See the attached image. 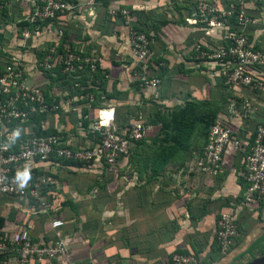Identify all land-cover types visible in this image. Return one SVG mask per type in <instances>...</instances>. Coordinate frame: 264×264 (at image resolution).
Here are the masks:
<instances>
[{
	"label": "built area",
	"instance_id": "built-area-1",
	"mask_svg": "<svg viewBox=\"0 0 264 264\" xmlns=\"http://www.w3.org/2000/svg\"><path fill=\"white\" fill-rule=\"evenodd\" d=\"M17 1L27 5L26 12L0 23V217L4 219L0 264H76L58 232L65 220L64 214H56L61 202L60 171L113 169L144 139L148 128L139 118L116 119L113 107L105 103L92 107L93 91L100 84V57L71 47L60 31L43 43L35 42L45 27L59 24L75 9L76 0H0V22L3 8ZM247 2L196 0L188 13L191 25L214 38L194 40L192 51L210 66V75L225 97L223 109L208 126L204 144L193 157L191 170L215 177L226 155L239 154L238 176L244 183L240 204L244 207L264 201V101L252 98L264 91V52L249 39L255 20L247 13ZM107 15L119 18L124 26L138 88L157 97L151 38L135 28L132 11L109 8ZM21 20L28 25H16ZM60 162L81 167L66 168ZM11 210L44 216L53 236L33 237L28 223L7 219ZM239 234L233 210L220 213L213 234L219 259L229 254ZM164 264L218 262L200 263L190 253L173 251Z\"/></svg>",
	"mask_w": 264,
	"mask_h": 264
},
{
	"label": "crops",
	"instance_id": "crops-1",
	"mask_svg": "<svg viewBox=\"0 0 264 264\" xmlns=\"http://www.w3.org/2000/svg\"><path fill=\"white\" fill-rule=\"evenodd\" d=\"M194 1L76 0L75 9L59 24L45 27L35 42L43 43L60 31L71 47L100 57L104 90L98 92V101L113 107L120 121L141 119L148 128L143 139L147 142L159 127L149 123L154 117L150 107L159 113L170 112L190 98L215 101L221 106L219 111L223 109L224 94L216 78L210 75V66L196 59L192 51L194 40L214 39L203 36L188 21ZM7 7V21L21 17L27 9L19 1ZM116 7L132 11L134 24L145 29L151 38L152 60L161 63L155 66L157 97L133 86L134 69L124 26L119 18L107 15V9ZM246 9L255 20L249 39L264 52V2L250 0ZM252 98L263 102L264 91ZM261 121L264 122V113ZM195 154L176 156L154 179H149V171L142 173L128 166V157L108 170L62 169L57 179L61 188L58 194L61 202L74 203L76 211L73 213L67 204L61 207L59 203L56 211L64 214L65 220L58 232L66 240L74 262L164 264L173 251L190 253L200 263L215 260L218 264H247L263 256L264 201L247 207L240 204L244 188L238 176L240 155H226L217 175L206 177L191 170ZM103 183L104 191H99L97 186ZM100 195L105 199L99 200ZM230 208L240 234L229 254L219 259L213 237L215 220ZM13 213L12 220L17 224L26 222L31 226L33 237L53 236L44 216L16 210ZM105 232L112 242L97 247ZM92 240L93 247L86 251L84 244Z\"/></svg>",
	"mask_w": 264,
	"mask_h": 264
},
{
	"label": "trees",
	"instance_id": "trees-1",
	"mask_svg": "<svg viewBox=\"0 0 264 264\" xmlns=\"http://www.w3.org/2000/svg\"><path fill=\"white\" fill-rule=\"evenodd\" d=\"M71 0H68L70 2ZM98 2L99 0H95ZM104 2V1H102ZM106 2L103 3V6H106ZM7 8L4 7L1 12V22L3 24L7 23V15L6 10ZM2 24V25H3ZM47 22H42L40 25L44 26ZM19 27L27 26L28 24L25 21H18L17 24ZM135 28L139 29L147 36L148 33L145 29L141 27H137L134 24ZM1 33H0V42H1ZM150 37V36H149ZM64 39V38H63ZM256 48V47H255ZM257 49V48H256ZM159 61H153V66H158ZM156 75V71H153ZM158 74V72H157ZM100 84L98 89L93 91L94 95V102L91 104L93 108L99 106V104H104L101 101L99 102L101 90H104V81L103 76L99 73L98 75ZM133 86L135 89H139L137 86V82L134 81ZM140 90V89H139ZM107 98H110L108 95H104ZM104 100V98H103ZM225 101L224 96H222V102ZM221 108L220 104H217L215 101H208V100H194L188 98L183 102L180 107L172 109L167 115H163L159 113V111L154 112V117L149 121L151 124H159V134L161 137L158 140V136L153 138L150 143L156 145L157 148L154 151L152 157L148 155L144 160V169L145 171H149V179H154L165 167V165L173 160L176 156L180 155L183 156H191L192 153L198 154L204 144V140L206 137L208 126L213 123L215 116L219 109ZM82 114L86 113L85 109H82ZM263 114L261 115V117ZM122 120V122L126 121ZM86 120H83V126H86ZM264 125V122L262 123ZM198 135L202 138V144L200 148H195L193 146L192 138ZM157 139V140H155ZM192 142V143H191ZM192 145V146H191ZM140 146H145V141L141 140L135 143L134 148L129 153L128 160L131 161V157L135 153V149L139 148ZM60 165L67 167L73 166L74 167H81L80 164H75L72 162H60ZM64 204H67L68 207L72 210V212L76 211L74 204L70 201L60 202V206L62 207ZM61 210V209H60ZM14 210L10 211V214L7 216L8 220L14 219ZM59 211H56L58 214ZM75 213V212H74ZM76 215V214H75ZM74 215V216H75ZM4 223V219L0 217V226ZM1 259V257H0Z\"/></svg>",
	"mask_w": 264,
	"mask_h": 264
},
{
	"label": "rangeland",
	"instance_id": "rangeland-1",
	"mask_svg": "<svg viewBox=\"0 0 264 264\" xmlns=\"http://www.w3.org/2000/svg\"><path fill=\"white\" fill-rule=\"evenodd\" d=\"M6 8H8L7 6H6ZM153 108V109H152ZM149 111H151V112H153V114H154V111H156L155 110V108L154 107H150L149 108ZM169 113V111H164L162 114L163 115H167ZM152 114V115H153ZM156 136H158V140L160 139L159 137H161L160 136V134H159V127H158V129H156L155 131H154V133H152L151 134V136H150V139H148L147 140V142H145V146H140L139 148H137V149H135V153H134V155L131 157V161L130 160H128V163H126L128 166H133V167H135V169L136 170H139V171H141L142 173L143 172H147V171H145L146 169H144V160H145V158L148 156V155H150L151 157H152V155L154 154V151H155V149L157 148V146L156 145H152L151 143H150V141L153 139V138H155ZM157 139H155V140H157ZM193 142V143H192ZM192 144H193V146L195 147V148H200V146H201V144H202V138L200 137V136H198V135H195L193 138H192ZM192 146V145H191ZM72 178V177H71ZM73 178H74V176H73ZM137 184V183H136ZM105 183H103V184H100V185H98L97 187H98V189H99V191H104V187H105ZM74 193H76V194H78L79 193V191H74ZM98 198H101V199H99V200H104L105 198L103 197V195H100V197H98ZM74 204V203H73ZM74 207H75V204H74ZM69 210L70 211H72L70 208H69ZM74 210H76V209H74ZM5 212H6V210H5ZM75 212V211H74ZM73 212V213H74ZM3 213V212H2ZM75 217H76V215H75ZM105 234V236H101L102 237V239L100 240V241H97L98 243H97V247L98 246H100V245H102V246H106V244L107 243H109V242H112L111 240H109L108 238H107V235H106V232L104 233ZM116 241H118V240H116ZM93 242H95V240H92V241H87V244H84L85 246H84V248L86 249V251L88 250V249H91L92 247H93ZM236 244V243H235ZM246 252V251H245ZM239 257H240V254H239Z\"/></svg>",
	"mask_w": 264,
	"mask_h": 264
},
{
	"label": "water",
	"instance_id": "water-1",
	"mask_svg": "<svg viewBox=\"0 0 264 264\" xmlns=\"http://www.w3.org/2000/svg\"><path fill=\"white\" fill-rule=\"evenodd\" d=\"M247 264H264V255L248 262Z\"/></svg>",
	"mask_w": 264,
	"mask_h": 264
},
{
	"label": "clouds",
	"instance_id": "clouds-1",
	"mask_svg": "<svg viewBox=\"0 0 264 264\" xmlns=\"http://www.w3.org/2000/svg\"><path fill=\"white\" fill-rule=\"evenodd\" d=\"M28 178H29V176H28V172L25 171V172L23 173V179H24V181H26Z\"/></svg>",
	"mask_w": 264,
	"mask_h": 264
}]
</instances>
